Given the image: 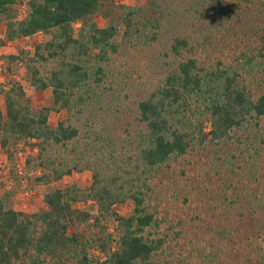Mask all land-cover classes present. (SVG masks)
<instances>
[{"label": "rangeland", "instance_id": "374dc122", "mask_svg": "<svg viewBox=\"0 0 264 264\" xmlns=\"http://www.w3.org/2000/svg\"><path fill=\"white\" fill-rule=\"evenodd\" d=\"M26 1L13 4L16 18L27 13ZM143 1L111 0L88 16L99 25L115 27L110 40L117 43V48L106 49L103 58L94 55L96 48L91 49L93 59L89 57L84 62L88 77L73 89L75 103L72 101L68 109L49 112L50 125L62 119L75 125L78 132L64 144L46 147L41 157L47 167L25 164V157L38 149L34 139L21 136L16 142L0 144V197L5 205L17 209L40 208L43 191L71 181L86 187L93 167L105 175L118 171L122 177L136 178L134 186L145 190L143 203L153 218L144 233L163 237L155 255L162 264H241L246 257L251 262L260 260L258 245L264 256V116L258 124L249 119L216 146L194 144L186 152L172 154L148 169L136 152L137 132L144 131L136 119V101L160 85L178 59L189 55L207 69L218 67L237 73L253 96L263 91L264 0H164V26L158 39L147 43L123 40L124 11ZM2 17L0 107L3 109V90L13 80L24 91L23 106L34 109L39 103L52 105L50 86L34 90L26 66L33 44L45 39L47 33L37 31L6 38ZM175 31L188 35L192 48L181 50L178 56H164L168 38ZM9 54L14 55L13 59ZM74 55L76 51L71 48L68 58ZM52 61H36L42 76ZM96 65L100 70L94 73ZM204 125L208 127L206 118ZM97 135L103 138L98 142L100 152L97 147L85 148ZM60 162L74 166L54 181L33 180L35 173ZM16 164H21L20 171ZM88 203L75 204L91 207ZM114 209L127 215L132 211V200L126 198L114 204ZM102 223L115 238L113 218ZM92 253L96 264H100L103 254L96 248ZM64 264L77 263L69 260Z\"/></svg>", "mask_w": 264, "mask_h": 264}, {"label": "trees", "instance_id": "16d2710c", "mask_svg": "<svg viewBox=\"0 0 264 264\" xmlns=\"http://www.w3.org/2000/svg\"><path fill=\"white\" fill-rule=\"evenodd\" d=\"M16 1L0 0L2 32L9 39L37 31L47 33L45 39L33 44L26 66L34 90L50 86L52 105L39 103L28 109L21 103L22 86L11 81L3 90V109L0 107V144L16 142L21 136L34 139L38 149L25 157V164L47 167L41 157L46 147L64 144L78 132L75 125L62 119L50 125L49 112L68 109L72 101L75 103L73 89L88 77L84 62L89 57L93 59L91 49L96 48L94 55L103 58L106 49L117 48V43L110 40L115 30L112 24L99 25L88 20L98 6L111 0H27L28 11L22 18L13 13ZM163 3L164 0H144L128 7L122 15L121 38L145 43L158 39L164 26ZM71 48L76 51L73 59L68 58ZM191 48L190 37L175 31L169 36L163 55L178 56L181 50ZM8 57L13 59L14 55ZM48 60L53 61L44 77L36 61ZM99 70L96 65L93 72ZM136 109V119L144 128L137 132V157L149 169L172 154L186 152L194 144L216 146L249 119L258 124L264 116V90L253 96L237 73L218 67L207 69L189 55L178 59L163 82L136 101ZM205 118L208 127L204 125ZM101 137L95 136L84 147H97L100 152ZM72 166L61 162L51 165L35 173L33 180L54 181L69 173ZM135 180L122 177L118 171L105 175L93 167L86 187L71 181L43 191L40 208L17 209L5 205L0 197V264H64L69 260L96 264L93 248L103 254L100 264H162L155 255L164 239L144 233L153 216L143 203L145 190L134 186ZM142 184L146 186L145 182ZM126 198L132 200V211L121 215L114 204ZM78 201H89L91 207H79L75 204ZM108 217L115 221V238L102 223ZM92 226L98 228L93 231ZM258 248L260 260L251 262L246 257L241 264H264L260 245Z\"/></svg>", "mask_w": 264, "mask_h": 264}, {"label": "built area", "instance_id": "2783aa9c", "mask_svg": "<svg viewBox=\"0 0 264 264\" xmlns=\"http://www.w3.org/2000/svg\"><path fill=\"white\" fill-rule=\"evenodd\" d=\"M16 165H17V167H18V171H20V165H21V164H16Z\"/></svg>", "mask_w": 264, "mask_h": 264}]
</instances>
